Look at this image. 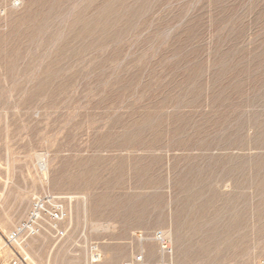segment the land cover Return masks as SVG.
Here are the masks:
<instances>
[{
  "label": "rangeland",
  "instance_id": "rangeland-1",
  "mask_svg": "<svg viewBox=\"0 0 264 264\" xmlns=\"http://www.w3.org/2000/svg\"><path fill=\"white\" fill-rule=\"evenodd\" d=\"M44 196L65 236L9 248ZM0 236L5 263L264 264V0H0Z\"/></svg>",
  "mask_w": 264,
  "mask_h": 264
},
{
  "label": "built area",
  "instance_id": "built-area-1",
  "mask_svg": "<svg viewBox=\"0 0 264 264\" xmlns=\"http://www.w3.org/2000/svg\"><path fill=\"white\" fill-rule=\"evenodd\" d=\"M67 218L68 213L62 205L58 204L52 196H44L34 202L28 219L5 236V244L13 249L14 245L24 235L38 236L44 229L42 226L44 221L50 224L56 236L63 237L66 234L63 224ZM100 260L99 249L97 246H93L91 249V264H98ZM0 264H26V262L16 253L7 263L2 261ZM123 264H145V256L144 254H139Z\"/></svg>",
  "mask_w": 264,
  "mask_h": 264
},
{
  "label": "bare ground",
  "instance_id": "bare-ground-1",
  "mask_svg": "<svg viewBox=\"0 0 264 264\" xmlns=\"http://www.w3.org/2000/svg\"><path fill=\"white\" fill-rule=\"evenodd\" d=\"M41 167H42V169L44 170L45 168V163L44 164H42L41 165ZM47 167V166H46ZM46 170V169H45ZM161 236H163V234H161ZM161 236H159L160 238L159 239H162V241H163V243L165 244V241L166 240H164V238L163 237H161ZM0 242H2V237L0 236ZM20 242V241H19ZM2 244H3V242H2ZM20 246H21V244H20ZM6 247V246H5ZM21 249V248H20ZM149 258H150V260L152 259H155L156 258V253L150 248L149 249Z\"/></svg>",
  "mask_w": 264,
  "mask_h": 264
}]
</instances>
